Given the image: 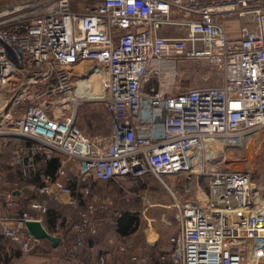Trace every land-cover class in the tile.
Here are the masks:
<instances>
[{"label":"built area","instance_id":"1","mask_svg":"<svg viewBox=\"0 0 264 264\" xmlns=\"http://www.w3.org/2000/svg\"><path fill=\"white\" fill-rule=\"evenodd\" d=\"M74 3L14 0L0 9V138L15 143L10 166L39 179L32 189L46 199L32 208L44 216L52 201L83 206L67 249L76 255L111 203L97 185L152 175L174 200L160 264H264V189L248 170L208 165L209 150L264 133V0ZM179 60L207 62L218 83L178 90ZM87 103L103 107L109 137L89 139L79 127ZM53 160L55 175L39 172ZM182 180L184 197L174 191ZM9 185L0 165V187ZM3 201L17 206L12 191ZM31 220L39 221L0 215V234L28 252ZM98 264L125 263L107 252Z\"/></svg>","mask_w":264,"mask_h":264},{"label":"crops","instance_id":"2","mask_svg":"<svg viewBox=\"0 0 264 264\" xmlns=\"http://www.w3.org/2000/svg\"><path fill=\"white\" fill-rule=\"evenodd\" d=\"M13 2L14 0H0V9ZM234 23L237 27L238 23ZM14 148L15 143L6 144L5 140L0 138V165L3 168L4 179L10 183L7 190L0 187V215L16 218L27 213L41 221L49 234L59 237L60 243L53 247L50 240L34 239L30 251L23 252L19 245L12 244L0 234V264H73L75 261H78V264H98L99 257L107 252L113 260L125 264H139V259L143 255L150 256L152 264H160L159 257L171 249L169 239L174 231V210L171 209L169 215L161 205L153 203L146 208L143 215L124 212L117 221L114 219L116 214L108 212L110 210L98 213L96 233L88 234L86 248L76 255L69 253L67 249L73 240L70 229L79 222L83 206L74 208L52 201L44 216L39 210L33 209L32 203H42L46 198L36 194L32 189V185L39 182V179H25L21 167L10 166ZM48 164L39 166V172L48 174ZM7 191H12L15 197L17 206L13 209H7L4 205V194ZM49 212H52V215L49 216ZM163 217L167 218L166 221ZM160 223L162 227H158ZM163 225L166 226L164 230ZM161 233L162 237L159 240L158 235ZM167 233L170 234L169 238ZM154 235L158 237L156 243L151 242ZM122 247L126 248L125 253L120 252Z\"/></svg>","mask_w":264,"mask_h":264},{"label":"rangeland","instance_id":"3","mask_svg":"<svg viewBox=\"0 0 264 264\" xmlns=\"http://www.w3.org/2000/svg\"><path fill=\"white\" fill-rule=\"evenodd\" d=\"M96 2L97 0H75L74 8L82 7L85 4L93 5ZM83 67L81 66L80 68ZM177 73L176 83L178 90L214 86L218 83L216 80L218 73L215 68L204 61L179 60ZM78 114V125L89 139L101 140L109 137L111 133L110 119L101 105L87 103L80 109ZM208 156L209 159H214L208 164L209 167L248 170L253 174V182L261 189H264V133L249 139L245 147L218 149L214 150V152L209 150ZM193 178H196V175L195 177L193 175ZM184 181L182 180L174 188V191L182 197H184V192L182 191ZM167 182L171 183L170 180H167ZM7 188L3 187L2 189L7 190ZM96 188L99 198H104V196L107 197L108 195L111 197V203L104 211L110 210L108 212L113 214L128 211L130 213V210L140 207V203L144 204L143 209L156 203L161 205L163 210L168 212L167 214L171 215L172 210H168V208L174 202L173 196L152 175H147L137 180L128 178L119 183L97 185ZM194 195L195 190L188 194V197H193ZM138 214L143 215L144 212ZM166 219V217H163V220L166 221ZM158 227H162L161 223ZM164 229H166V226L163 225ZM169 236L170 234L167 233L168 238ZM158 237L160 240L162 233Z\"/></svg>","mask_w":264,"mask_h":264},{"label":"water","instance_id":"4","mask_svg":"<svg viewBox=\"0 0 264 264\" xmlns=\"http://www.w3.org/2000/svg\"><path fill=\"white\" fill-rule=\"evenodd\" d=\"M26 229L30 233V235L37 241L39 240H50L52 242L53 247H57L60 243V238L57 236H53L47 232L42 222L40 221H27L25 223Z\"/></svg>","mask_w":264,"mask_h":264},{"label":"trees","instance_id":"5","mask_svg":"<svg viewBox=\"0 0 264 264\" xmlns=\"http://www.w3.org/2000/svg\"><path fill=\"white\" fill-rule=\"evenodd\" d=\"M59 163L58 160H53L51 162H49L48 166H47V173L49 175H55L57 169H58ZM128 214V213H126ZM52 215V212H49V216Z\"/></svg>","mask_w":264,"mask_h":264},{"label":"bare ground","instance_id":"6","mask_svg":"<svg viewBox=\"0 0 264 264\" xmlns=\"http://www.w3.org/2000/svg\"><path fill=\"white\" fill-rule=\"evenodd\" d=\"M91 82V81H90ZM89 80H85V83L83 84V86H85V88H90V87H92V88H95V91L97 92H99V87L98 86H96V84H94V83H91V85H89ZM158 239V237H155V235H154V237H153V239H152V241L151 242H153V243H156L157 242V239Z\"/></svg>","mask_w":264,"mask_h":264}]
</instances>
